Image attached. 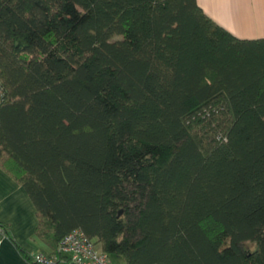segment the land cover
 <instances>
[{
	"label": "trees",
	"instance_id": "trees-1",
	"mask_svg": "<svg viewBox=\"0 0 264 264\" xmlns=\"http://www.w3.org/2000/svg\"><path fill=\"white\" fill-rule=\"evenodd\" d=\"M0 87V169L51 251L264 264V37L196 0H0Z\"/></svg>",
	"mask_w": 264,
	"mask_h": 264
},
{
	"label": "crops",
	"instance_id": "crops-1",
	"mask_svg": "<svg viewBox=\"0 0 264 264\" xmlns=\"http://www.w3.org/2000/svg\"><path fill=\"white\" fill-rule=\"evenodd\" d=\"M199 7L218 25L240 39L264 37V0H196ZM36 209L24 189L0 169V264H30L16 246L27 255L50 254L51 248L38 240Z\"/></svg>",
	"mask_w": 264,
	"mask_h": 264
},
{
	"label": "built area",
	"instance_id": "built-area-1",
	"mask_svg": "<svg viewBox=\"0 0 264 264\" xmlns=\"http://www.w3.org/2000/svg\"><path fill=\"white\" fill-rule=\"evenodd\" d=\"M31 258L34 264H111L109 256L80 230L64 236L53 253L39 252Z\"/></svg>",
	"mask_w": 264,
	"mask_h": 264
},
{
	"label": "rangeland",
	"instance_id": "rangeland-1",
	"mask_svg": "<svg viewBox=\"0 0 264 264\" xmlns=\"http://www.w3.org/2000/svg\"><path fill=\"white\" fill-rule=\"evenodd\" d=\"M110 261L112 262V261H113V259H110Z\"/></svg>",
	"mask_w": 264,
	"mask_h": 264
}]
</instances>
